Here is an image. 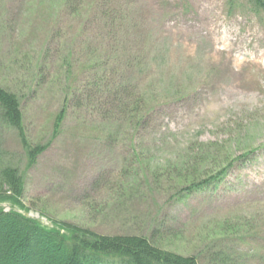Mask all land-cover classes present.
<instances>
[{
  "label": "rangeland",
  "instance_id": "1",
  "mask_svg": "<svg viewBox=\"0 0 264 264\" xmlns=\"http://www.w3.org/2000/svg\"><path fill=\"white\" fill-rule=\"evenodd\" d=\"M0 87V207L264 264V5L0 0Z\"/></svg>",
  "mask_w": 264,
  "mask_h": 264
},
{
  "label": "trees",
  "instance_id": "2",
  "mask_svg": "<svg viewBox=\"0 0 264 264\" xmlns=\"http://www.w3.org/2000/svg\"><path fill=\"white\" fill-rule=\"evenodd\" d=\"M255 2L264 5L262 0ZM18 103L14 93L0 87L1 120L21 131ZM5 184L12 195H19L22 186L19 177L10 174ZM0 264H197V261L193 256L157 249L143 237L102 236L68 224L47 227L13 207L10 211L0 207Z\"/></svg>",
  "mask_w": 264,
  "mask_h": 264
},
{
  "label": "bare ground",
  "instance_id": "3",
  "mask_svg": "<svg viewBox=\"0 0 264 264\" xmlns=\"http://www.w3.org/2000/svg\"><path fill=\"white\" fill-rule=\"evenodd\" d=\"M255 58H253L251 61H253Z\"/></svg>",
  "mask_w": 264,
  "mask_h": 264
}]
</instances>
